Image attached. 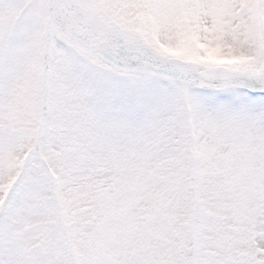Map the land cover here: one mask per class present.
Returning <instances> with one entry per match:
<instances>
[{"label":"snow or ice","instance_id":"6c2138e0","mask_svg":"<svg viewBox=\"0 0 264 264\" xmlns=\"http://www.w3.org/2000/svg\"><path fill=\"white\" fill-rule=\"evenodd\" d=\"M0 264H264V0H0Z\"/></svg>","mask_w":264,"mask_h":264}]
</instances>
